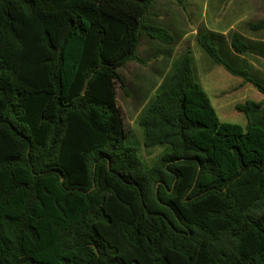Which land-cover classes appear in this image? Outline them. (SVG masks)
<instances>
[{
	"label": "trees",
	"instance_id": "1",
	"mask_svg": "<svg viewBox=\"0 0 264 264\" xmlns=\"http://www.w3.org/2000/svg\"><path fill=\"white\" fill-rule=\"evenodd\" d=\"M155 1L0 0V264H264L261 102L221 122L188 51L139 119L144 147L169 149L148 166L127 143L119 69L144 64V34L173 43L144 23Z\"/></svg>",
	"mask_w": 264,
	"mask_h": 264
},
{
	"label": "rangeland",
	"instance_id": "2",
	"mask_svg": "<svg viewBox=\"0 0 264 264\" xmlns=\"http://www.w3.org/2000/svg\"><path fill=\"white\" fill-rule=\"evenodd\" d=\"M184 2L189 4L188 11L193 24L198 22L213 24L218 20L228 24L239 18L245 20L242 24L246 27L254 23H264V0H184ZM236 3L240 9L235 8ZM241 26L239 28H242ZM245 31L250 35L264 37V30L245 29ZM194 48L197 51L193 52L194 65L197 70V65L202 61L201 56L205 53L197 42L194 43ZM254 49L257 52L260 51L259 48L254 47ZM220 54L234 67L245 69L253 79L264 84V58L246 55V59L235 60L232 56L230 42L221 48ZM204 57L208 59L210 67L198 75V81L209 96L220 121L245 127L247 118L244 113L237 110L236 105L247 100L261 102L264 105V94L260 93L252 83L245 81L242 76L234 75L224 66L217 65L210 58ZM166 60L165 58L161 59L162 62ZM173 60L177 62L179 59ZM244 61L252 62L253 65H247ZM154 64L155 62L152 61L151 65L145 69L134 62L119 69L126 81L129 95L121 89H118L117 94L118 102L124 112L126 127L129 130L130 136L127 143L138 148L141 147L139 155L148 166L154 165L160 156L169 149L166 145L145 148L144 129L139 124L144 107L155 94L160 80L166 75V73H156V70L167 69L165 66L159 67Z\"/></svg>",
	"mask_w": 264,
	"mask_h": 264
},
{
	"label": "crops",
	"instance_id": "3",
	"mask_svg": "<svg viewBox=\"0 0 264 264\" xmlns=\"http://www.w3.org/2000/svg\"><path fill=\"white\" fill-rule=\"evenodd\" d=\"M188 6L189 4L185 3L184 0L182 2H178L176 0H156L152 4L149 13L144 19V23L146 25L157 26L165 29L173 37V43L165 44L144 34L138 48V55L144 60V64L136 62L138 65H141L146 69L149 65H151V62L154 61L155 66H165L167 68L156 70V73H166V75H168L171 72L173 65L176 63V60L173 59H180L188 51L192 53L195 62V56L193 53L196 51L194 48L195 42L199 44L200 40L206 38L221 52V48L224 47L227 42H230L231 45V40L235 35H241L249 41L251 50L246 55L255 56V58H264V37L250 35L245 31V29H249L251 31L264 30L254 29L252 27L258 23L247 25L246 27L242 24L245 20L239 18L235 22H230L228 24L222 23L220 20L215 21L213 24L205 22L193 24L192 19H190ZM235 8L240 9V6L236 3ZM240 26L242 28H239ZM254 47L259 48L260 51L257 52ZM231 51L235 60L246 59V55L239 56L235 54L232 47ZM204 56L209 58L206 54L202 55V61L199 65H197V70L194 65L197 78L200 73L206 71L208 67H210L208 59ZM162 58L167 60L162 62ZM158 61L160 63L159 65ZM244 62L247 65H253L252 62ZM132 63L134 62H130L127 65ZM164 78L160 80L158 87Z\"/></svg>",
	"mask_w": 264,
	"mask_h": 264
}]
</instances>
